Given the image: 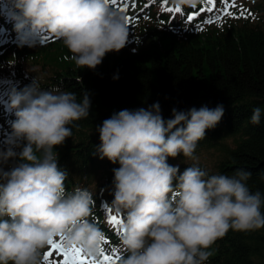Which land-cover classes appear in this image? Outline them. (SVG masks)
I'll return each instance as SVG.
<instances>
[{
  "label": "clouds",
  "instance_id": "obj_1",
  "mask_svg": "<svg viewBox=\"0 0 264 264\" xmlns=\"http://www.w3.org/2000/svg\"><path fill=\"white\" fill-rule=\"evenodd\" d=\"M6 2L20 47L43 46L51 37L80 69L95 71L107 54L130 43L127 15L107 0ZM201 2L173 0L177 8ZM8 107L16 118L0 143V264H43L44 251L56 239L67 249L99 256L105 235L90 219L93 194L66 189L68 173L55 151L72 137L75 122L89 117L90 94L78 100L59 86L41 89L35 78L11 90ZM224 112L223 105L174 108L165 120L156 102L120 110L97 126L101 143L92 155L119 164L111 207L123 216L120 264H205L214 243L230 230L264 229V193L250 190V171L209 175L193 165L180 173L168 163L181 154L196 159L199 142ZM261 117L255 107L250 122L257 125Z\"/></svg>",
  "mask_w": 264,
  "mask_h": 264
},
{
  "label": "trees",
  "instance_id": "obj_2",
  "mask_svg": "<svg viewBox=\"0 0 264 264\" xmlns=\"http://www.w3.org/2000/svg\"><path fill=\"white\" fill-rule=\"evenodd\" d=\"M201 4L210 9L207 0ZM255 27L248 24L226 34L179 38L151 26L143 34L148 42L144 47L137 45L138 52L109 53L95 71L77 68L64 56L70 52L61 43L36 51L43 66L56 71L52 84L76 93L78 100L85 91L90 94L89 117L75 122L72 137L55 149L59 167L68 173L65 184L74 185L77 178L87 177L91 182L98 179L103 187L107 174H113L119 164L92 155L101 143L97 126L120 110L147 109L158 102L165 120L172 118L174 108L187 111L223 105L221 122L206 132L194 153L198 159L205 151L217 150L222 155L219 161L213 167L187 164L189 159L181 154L169 158L168 163L180 164V173L193 165L209 175H232L237 169H245L252 173L247 181L250 190L264 193V23ZM255 107L262 109L257 125L250 122ZM229 139H235L234 147L226 143ZM100 193L97 200L103 195L110 199ZM92 212L103 217L94 207ZM103 233L107 244L115 240L106 236L107 231ZM112 245L121 249L120 240ZM211 251L213 255L205 264H264V229L230 230Z\"/></svg>",
  "mask_w": 264,
  "mask_h": 264
},
{
  "label": "snow or ice",
  "instance_id": "obj_3",
  "mask_svg": "<svg viewBox=\"0 0 264 264\" xmlns=\"http://www.w3.org/2000/svg\"><path fill=\"white\" fill-rule=\"evenodd\" d=\"M107 2L109 3L110 6H114L117 5L119 3V0H107ZM207 2L214 8L215 4H216V0H207ZM225 3L228 4V0H225ZM120 11L122 12H127L128 9L126 8H121ZM174 11H176L177 13L181 12L182 10L179 8L174 9ZM224 15L227 16H232L233 13L229 10L224 12ZM247 15H249L248 13H245L244 11L240 12V16L247 18ZM128 18V22L129 24H131L133 22V17H129ZM235 18V17H234ZM255 17H253L254 19ZM196 19V15L192 14V15H188L187 16V20L192 21ZM208 22H212V20H209ZM219 22V21H218ZM202 30V29H200ZM48 39V38H46ZM109 212H111V209H109ZM110 224L114 225V226H121L123 225V219L120 217H117L116 215H111L110 216V220H109ZM61 242H57V241H51L49 246H50V250L45 252L44 255V262L45 264H53V261H55V264H119V259L118 258H114L113 256L104 254V249H102L101 255H102V261H97V260H91L89 261L87 258L82 257V253L83 250L79 249V248H72L71 250H67L65 249L62 241L63 239H60ZM105 243H107V241H104ZM60 253V259H56V253Z\"/></svg>",
  "mask_w": 264,
  "mask_h": 264
},
{
  "label": "rangeland",
  "instance_id": "obj_4",
  "mask_svg": "<svg viewBox=\"0 0 264 264\" xmlns=\"http://www.w3.org/2000/svg\"><path fill=\"white\" fill-rule=\"evenodd\" d=\"M234 140L235 139H229L226 141V143L231 146L234 147ZM222 157V155L217 151V150H209V151H205L202 156H200L196 161L199 164H204V165H210V166H214L219 159Z\"/></svg>",
  "mask_w": 264,
  "mask_h": 264
}]
</instances>
